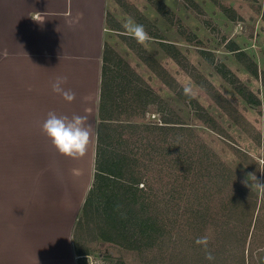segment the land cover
Returning a JSON list of instances; mask_svg holds the SVG:
<instances>
[{"label": "rangeland", "instance_id": "1", "mask_svg": "<svg viewBox=\"0 0 264 264\" xmlns=\"http://www.w3.org/2000/svg\"><path fill=\"white\" fill-rule=\"evenodd\" d=\"M123 2L133 8L138 17H144L142 23H147L149 32L159 37H150L146 46L134 39L135 43H132L136 48L129 47L119 34L128 35L124 25L129 18L137 23L134 10L125 11L115 0H109L107 13L114 17L123 32L110 30L106 25L105 43L141 77L163 103L161 111L155 104L144 119L135 118L133 121L163 125L161 121L165 117L190 127L197 140L214 152L213 160L223 163L233 172L235 185L238 187L237 195H241L237 203H242V206L238 205L237 212L231 214L221 211L218 208V195L215 194L216 186L213 182L210 183L213 189L211 194L215 195L211 198L208 217L209 221H214L197 236H209L208 251L212 253L214 260L209 262L205 258V250L200 245L194 250L188 243L178 245L177 248L183 251L181 257L188 254L186 264H264V189L257 187L254 178L255 176L258 182L264 184V0ZM162 45L173 47L180 56L179 60L170 57L171 54L165 50L167 47ZM231 46L235 51H231ZM142 50L146 57L154 59L175 80L178 89H171L139 58L137 51ZM239 52L244 53L242 58L249 62L250 69L237 58L236 53ZM255 68L256 73H253ZM219 69L229 71L235 78L236 86L241 85L252 93L259 105L247 103L221 76ZM191 74L197 75V82ZM207 85H211V91L206 90ZM189 86L192 88L190 96L199 107L192 105L185 98L184 92L179 91ZM216 94L222 98V104L216 102ZM229 106L235 115L248 123L247 127L241 126L235 120V115L234 118L229 115ZM11 112L2 110L0 115L8 118L11 117ZM206 117L212 118L221 130L216 132L207 128L203 123V118ZM248 125L251 127L248 130L250 134L247 133ZM117 130L122 132V146L128 149L124 150L132 157L140 158L143 152H139L141 145L136 142V136L125 128ZM257 135L260 144L255 141ZM6 144L9 150L32 148L27 143H17L18 146L14 142ZM151 169L146 173L142 184H138V188H142L143 184L145 188L149 180L158 189L161 182H156V178L167 181L168 164L163 166L162 173L159 172L160 169ZM174 171L177 173V170ZM193 200L192 198L193 207H189L186 198H182L175 216L178 220L176 232L185 242L194 238L199 228L197 225L190 231L186 225V219L191 216L186 210L197 207ZM253 203L254 209L250 208ZM223 222L227 225L221 226ZM90 229L84 226L73 234L75 247L84 249L87 253L84 256L86 264H116L119 261L125 264H173L168 258L165 262L158 259L156 263H149L148 258H145L146 254L126 251L117 245L97 240L94 230L92 227Z\"/></svg>", "mask_w": 264, "mask_h": 264}, {"label": "crops", "instance_id": "2", "mask_svg": "<svg viewBox=\"0 0 264 264\" xmlns=\"http://www.w3.org/2000/svg\"><path fill=\"white\" fill-rule=\"evenodd\" d=\"M109 0H0V264H77L73 233L95 173ZM79 22H74L77 17ZM57 76L76 93L65 102ZM49 112L87 116L85 154L62 156ZM27 143L8 149L6 143Z\"/></svg>", "mask_w": 264, "mask_h": 264}, {"label": "trees", "instance_id": "3", "mask_svg": "<svg viewBox=\"0 0 264 264\" xmlns=\"http://www.w3.org/2000/svg\"><path fill=\"white\" fill-rule=\"evenodd\" d=\"M115 2L125 11L134 10L123 0H115ZM136 13L134 10L137 23L142 24L149 32L147 23H142L144 17H138ZM105 23L110 30L123 32L114 17L108 13L105 16ZM148 34L152 38L159 39L155 33ZM119 35L129 47L136 48L131 36ZM162 46L167 47L165 50L171 54L170 57L179 60L180 56L173 47ZM231 48V51H235L233 46ZM137 53L165 84L173 90L178 89L175 80L159 67L154 59L146 57L143 50ZM236 54L239 61L250 69L249 62L243 59L244 53ZM219 71L247 103L259 105L252 93L241 85L236 86L235 78L229 71L225 69ZM252 72L256 73V68ZM191 77L198 81L197 75L191 74ZM211 89V85L206 86V90L211 91ZM182 90L179 91L183 93ZM184 96L192 105L199 107L190 95L184 94ZM214 98L217 103L222 104V98L218 94L214 95ZM155 104L161 111L163 103L158 100V96L105 43L102 55L99 123L96 130L95 173L74 232L84 226L89 229L92 227L97 240L117 245L126 251L146 254L145 258H148L149 263H156L158 259L165 262L168 258L173 264H186L188 254L181 257L183 251L177 247L188 243L195 250L197 234L202 233L207 225H212L214 221H209L208 217L211 212V198L217 194L220 204L218 208L232 214L237 212L240 205L242 206V203L240 205L237 203L241 195H237L238 187L235 185L233 172L223 163H216L213 160L214 152L197 140L190 127L165 117L161 121L163 125L133 121L135 118L144 119L145 114L150 112ZM227 112L234 118L236 113L231 106L227 108ZM235 120L241 126L247 127L248 123L240 116L235 115ZM203 121L210 130L216 132L221 130L212 118L206 117ZM117 128H125L127 132L136 136V142L141 145L139 152H143L140 158H134L125 151L127 147L122 146L124 144L121 139L122 132ZM250 129L248 125L247 133ZM255 141L260 144L259 135L255 137ZM165 164H168L165 179L167 181L155 179L156 182H161L160 188L156 189L154 183L149 180L145 188L144 184L142 188H138V184H142L151 168L160 169L159 172L162 173ZM174 170H177V173ZM211 182L216 186L215 194H211L213 191ZM186 185L187 191H185ZM184 197L189 207H193L192 198L197 203L196 208L186 210L191 214L186 219L188 229L191 231L193 227L199 226L195 237L186 242L181 240L183 237H179L176 232L178 220L175 217L179 211L177 208L180 201ZM254 206L253 203L250 208L254 209ZM225 224L227 225L223 222L221 226ZM74 248L79 256L77 264H86L84 257L87 255L86 251L77 249L75 243ZM116 264L125 263L119 261Z\"/></svg>", "mask_w": 264, "mask_h": 264}, {"label": "clouds", "instance_id": "4", "mask_svg": "<svg viewBox=\"0 0 264 264\" xmlns=\"http://www.w3.org/2000/svg\"><path fill=\"white\" fill-rule=\"evenodd\" d=\"M78 16L74 22L78 23ZM128 35L137 41V43L145 45L150 39L149 34L142 24L136 23L129 18L124 25ZM67 77L57 76L51 84V89L58 94L65 102L72 103L76 99V93L71 89L65 88ZM185 95L192 93V88L185 87L183 89ZM42 132L51 141L53 147L59 154L68 158H78L85 154L91 133V126L87 123V116L73 114L72 116L60 115L55 112H49L47 118L42 124ZM257 187L264 189V184L258 182L254 176ZM195 243L205 250V258L211 262L214 257L208 251L209 236L204 235L196 239Z\"/></svg>", "mask_w": 264, "mask_h": 264}, {"label": "built area", "instance_id": "5", "mask_svg": "<svg viewBox=\"0 0 264 264\" xmlns=\"http://www.w3.org/2000/svg\"><path fill=\"white\" fill-rule=\"evenodd\" d=\"M87 264H91V263H87Z\"/></svg>", "mask_w": 264, "mask_h": 264}]
</instances>
